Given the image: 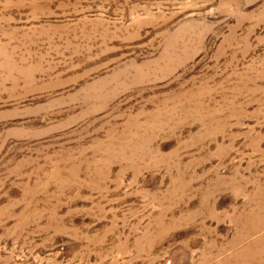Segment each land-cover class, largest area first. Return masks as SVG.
<instances>
[{
  "label": "rangeland",
  "instance_id": "374dc122",
  "mask_svg": "<svg viewBox=\"0 0 264 264\" xmlns=\"http://www.w3.org/2000/svg\"><path fill=\"white\" fill-rule=\"evenodd\" d=\"M0 264H264V0H0Z\"/></svg>",
  "mask_w": 264,
  "mask_h": 264
}]
</instances>
